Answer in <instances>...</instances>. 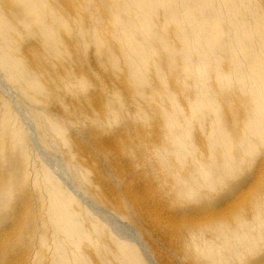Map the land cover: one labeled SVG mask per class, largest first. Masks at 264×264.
Segmentation results:
<instances>
[{"label":"bare ground","instance_id":"1","mask_svg":"<svg viewBox=\"0 0 264 264\" xmlns=\"http://www.w3.org/2000/svg\"><path fill=\"white\" fill-rule=\"evenodd\" d=\"M0 82V264H264V0H0Z\"/></svg>","mask_w":264,"mask_h":264},{"label":"rangeland","instance_id":"2","mask_svg":"<svg viewBox=\"0 0 264 264\" xmlns=\"http://www.w3.org/2000/svg\"><path fill=\"white\" fill-rule=\"evenodd\" d=\"M91 60H92V58H91ZM89 65H90V66H91V65L93 66L92 61H90ZM95 69H96V68H95ZM0 85H1V82H0ZM1 88H2V86L0 87V89H1ZM3 89H4V87H3ZM3 89H2V90H3ZM5 94H7V96H8L9 98H12V97H13V95L11 94V92H9V93H5ZM9 94L12 95V97H10ZM5 98H7V97L5 96ZM12 99H13V98H12ZM14 101H15V100H14ZM24 117H25V116H23L22 118H24ZM22 120H24V119H22ZM24 121H25V120H24ZM41 151H42V152H41ZM43 152H44V150L39 149V154L41 153L42 155H41V154H40V155H41L44 159H46V161H48V163H50L51 165H53V164H54V160L52 159V157L50 156L51 158L48 160V158H49L48 153L44 152V154H43ZM47 156H48V157H47ZM52 163H53V164H52ZM254 167H255V166H253L251 169H249V170L251 171V172H250L251 176H252V172H253L252 169H254ZM249 170L246 172L247 175H245V174H246V173H245V174H244L245 176L242 175V178H240L239 180H237L238 182H236L237 185L235 184V185H236L235 187H236V188H239V187H240L239 190L246 189V188L249 186V184L251 183V181H250V180H251V177H250V175H249ZM248 176H249V177H248ZM247 182H248V183H247ZM242 186H244V187H242ZM236 188H234V189H236ZM224 198H225V197H224ZM221 202H223V201H220L219 204H221ZM4 221H6V222H5V224L2 225V226L0 225V226H1V227H0L1 229H0V230L6 228V226H8V225L10 224V220L7 221V220L5 219ZM123 224H124V223H120V224H119V226H118L119 229H120L122 232L125 231L124 233H129V231H130L129 234H131V229L129 228V226H125V225H127V224H124V225H123ZM124 226H125V227H124ZM127 227H128V229H127ZM123 228H125V229H123ZM259 255H260V254H259Z\"/></svg>","mask_w":264,"mask_h":264}]
</instances>
